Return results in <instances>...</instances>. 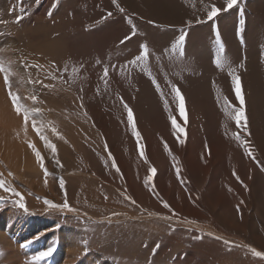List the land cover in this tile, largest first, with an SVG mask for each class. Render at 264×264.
<instances>
[{
    "label": "rangeland",
    "instance_id": "obj_1",
    "mask_svg": "<svg viewBox=\"0 0 264 264\" xmlns=\"http://www.w3.org/2000/svg\"><path fill=\"white\" fill-rule=\"evenodd\" d=\"M207 1L184 0L179 14L186 18L185 23H190L176 28L163 24L165 19L155 18L143 9H133L140 15L126 8L117 13V6L114 9L116 14L113 10L106 11L116 5L113 0H0V62L10 71L11 90L21 98L20 104L30 110H39L26 123L22 110L18 114L13 107L4 73H0L2 90L17 116L15 120L22 123L21 131L17 132L18 125L14 119L0 116L5 121V124H0V134L7 141L22 140V134L31 135V138L23 139L26 140L24 145L19 146L33 154L31 157L37 166L32 170L22 169L17 174L3 161L6 144H2L0 179L21 193L28 211L13 204L12 201L18 197L0 189V197H4L0 202V231L5 236L4 240L0 237V252H3L0 264H32L33 256L49 248H54L52 255L38 264H221L238 253L237 241L233 237H224L221 231L225 229L218 226L222 224H215V215L223 210L219 206H215L216 213L205 210L202 201L205 189H199V192L194 189L183 166L180 150L189 141L191 116L178 82L184 73L193 72L200 77L201 72L196 68L206 61V64L216 65L217 55L226 58L234 68L236 59L225 40L223 27L235 33L244 58V72L248 75L253 71L264 74V10L261 14L250 10V4H255V0H237L231 9L226 8V0H221L222 5H215L221 12L209 20L208 12L214 4ZM261 2L264 4V0ZM21 3L25 9L23 13L19 10ZM191 20L197 22L192 23ZM181 35H185V43L182 49L173 51L172 46ZM126 37L130 38L122 43ZM53 45L55 49L60 47L56 57L49 52ZM145 45L147 59L136 65L129 63L138 55H144ZM221 46L223 52L220 51ZM193 64L198 67L191 66ZM104 68L109 69L107 82L102 79ZM216 68L219 74L223 73L224 80L233 78L227 65H216ZM239 78L241 95L245 100L244 84ZM173 85L184 98L183 115L179 111ZM232 88L236 101L241 103L236 95V84ZM200 89L201 98L208 107L205 111L210 113L208 94L205 88ZM32 95L37 98L35 102L30 99ZM121 97L133 111L134 123L140 133L139 144L127 120ZM228 103L233 107H230L232 111L237 110L229 99ZM221 106V103L216 106V112ZM159 111L167 118L170 137L173 135L168 141L166 138L161 140L169 157L171 176L191 205L204 213L206 219L179 213L158 189L156 181L161 168L149 156L147 137L138 113L145 119L147 113L155 115ZM111 118L127 129V136L120 133L119 143L118 138L106 130L104 120ZM172 118L176 119L182 132L173 127ZM243 122L238 124L234 120L237 128L246 132L248 126L245 124L242 128ZM37 127L55 146V153L45 145ZM233 132L239 147L246 151L247 161L253 162L257 173L248 166L245 179L239 166L229 164L234 183L246 192L244 197L232 185L224 186L222 177L219 183L234 202L233 222L244 225L242 214L246 210V201L248 203L253 198L252 191L257 196L261 191L264 163L248 151L245 142L250 135L242 138L241 133ZM117 146L127 155L137 157V165L129 160L128 164L137 166L136 181L143 195L138 190L137 197L129 187L128 178L114 152ZM141 149L143 157L139 154ZM36 151L41 154L43 167ZM204 152L202 159L206 166L211 156L210 149L206 146ZM91 156L97 158L105 176L92 169ZM153 167L155 175L151 172ZM210 176L203 182V188ZM107 177L111 182L106 181ZM87 186L98 196L94 199L88 196ZM195 194L196 200L193 199ZM175 195L179 201L177 193ZM262 196L264 198V192ZM45 199L58 205L66 199L75 211L49 209ZM164 204L169 207L165 208ZM252 212L253 207L250 209ZM245 230H249L248 223ZM260 231L264 233L261 228ZM238 237L245 238L244 235ZM246 246L251 255L242 257L243 262L236 264H264V256L257 257L252 251L259 250L249 244ZM9 255L16 261L8 262Z\"/></svg>",
    "mask_w": 264,
    "mask_h": 264
},
{
    "label": "bare ground",
    "instance_id": "obj_2",
    "mask_svg": "<svg viewBox=\"0 0 264 264\" xmlns=\"http://www.w3.org/2000/svg\"><path fill=\"white\" fill-rule=\"evenodd\" d=\"M222 1L209 0L207 1V3L210 2L208 4L211 5L214 4V6L215 5L218 6V5H222ZM116 4H119L120 8H126L132 11L143 9L149 14L153 15L155 18L165 19L163 24L173 25L176 28L184 27L186 24L190 23V22L185 23L184 21H187L185 20L186 18L181 17L179 14L183 7L184 0H167V1L116 0ZM115 8L116 5L113 7V9L109 8L106 11L111 12L113 10L115 12L114 10ZM250 10H252V12L255 14H261L262 11L264 10V4L261 2V0H255V4H250ZM117 11H120L119 8H117L116 12ZM135 14L140 15L138 12ZM194 21L197 22L196 20ZM194 21H192V23H195ZM223 34L228 46L231 48V51L236 59V63L234 66L236 71L235 75L241 77L242 78L241 80L243 81L244 84L243 95H245V100L243 103V107H241L242 105L241 103L236 101L235 94L233 93L232 86L236 84L235 80L233 78L228 81L224 80V76H222L223 73L219 74L220 71H217L216 65H214V63L212 65H209L206 64L208 61L205 60L206 62L203 66L200 64V67L196 68L201 72V74H199L201 75L200 77L195 76L194 73L191 71H189L191 73H184L183 79L177 82L180 85L182 92L185 94L187 100L186 105H187V109L190 110L191 118H190V127H189L190 128L189 141L188 144L187 145L185 144L186 146L180 150V153L183 158L182 159L183 166L186 170L189 180L194 185V189L198 190V192L199 189L200 190L205 189L204 192L205 194L203 195V199H202L205 210L207 209L208 211H212V213L213 212L216 213L215 206H219L223 211L215 215L217 217L215 224H220V223L222 224L218 226L225 229V231H221L224 237L226 238L233 237V239L237 241L236 245L238 247L237 249L238 253L236 255L231 256L230 259L225 261L224 263L221 262V264H236L238 262H243L242 257L247 256L248 258L251 255V250L246 246V244L254 246L259 251H264V233L263 231H260V228L264 230V198L262 196L264 192V175H262V184L260 183L261 185L260 194L257 196L252 191L253 198L250 199L248 203L246 201V207H245L246 210H244V213L242 212L243 213L242 216L244 219L243 222H245L244 225L243 224L241 225L238 221L233 222L232 214L234 213V202L231 200L228 193L225 192L224 189L220 188L221 184L219 183V179L220 177H222L225 180L224 186L232 185L231 187L236 189L238 193L241 194L242 197H244V194L246 192L245 190L244 191L241 190L242 188H240L239 185L234 183L235 182L233 179L234 175L232 174V170H231L232 168L231 165L229 164H235L239 166L240 173L242 177L245 179L247 177V172L249 171L247 170L248 166H252L253 169H255L254 171L257 173V168H255L253 162L251 160L247 161L246 151L244 149L242 151V149L239 147L237 139L234 138L233 131H237V133H241L242 138L246 137L247 134L250 135V139L245 142V145H247L248 151L252 155L257 157V160L262 161L264 163V74L259 73L257 71H253L251 75L245 73L244 72L245 68L242 63L244 62V58L242 57V53L239 50V44L235 38V33L223 27ZM149 47H151L150 43H149ZM56 48L59 49L60 47L57 46ZM57 49H55L53 45V47L49 50V52H51L52 55L56 57L55 54L60 53L59 51H57ZM191 66L198 67L197 64H193ZM2 87L3 85L1 84L0 81V108L3 109V110L0 109L2 111V113H0L2 115L0 116L2 117L4 116L3 118L8 117L7 120L8 119L15 120L17 119L16 118L17 116H15L16 114H14V112L12 111L11 106L8 103L7 96H5L6 94L4 95V91L2 90L3 89ZM94 88H96L95 85ZM200 88L202 89L205 88V92L208 94L207 96L209 97L208 102L211 107V109L209 110L210 113H207V111H205V108L207 109L208 107L207 105H205L206 101L202 100L201 98V95L199 93ZM95 93L97 92L94 91V94ZM228 99L232 101L233 104L236 105L234 110L238 108L239 109L243 108L245 110V120L243 122L242 128H245V124H246L248 126L246 132L243 131V129L242 130L238 129L236 124L234 123L235 120L234 116L236 114V110L235 111L231 110L230 107L232 106H230V104L228 103ZM220 103L222 104V106L221 109H219L220 112L217 113L219 110L216 112V106H218ZM137 107L139 108V106ZM152 112L147 113V115H145V119H143L141 114L138 113V115L140 119V125L147 137L149 156L151 160L154 161L156 164H158L159 167L161 168V173L157 177V181H156L158 185V189L160 190V192L163 194L164 197L170 200L172 206L179 213L206 219L204 213L198 212V210L193 205H191L190 201L188 200V197L185 196L184 192L180 189L181 187L179 188V186L176 185L175 180L172 178L171 175L173 173H171L172 170L170 167L169 157L165 154L164 148L161 145V140L166 138V140L168 141L169 138L171 139L173 137V135L172 137H170L171 136L169 133L170 126L167 123V118L164 116V114L161 111H159L160 113H156L155 115H150L152 114ZM209 114L211 115L209 116ZM15 121L17 123L16 125H18L17 126L18 129L16 130L17 132H19L21 131L19 130V128H21L22 123L20 120H15ZM104 121L103 122L105 123L107 132L108 133L112 132L114 134V137L118 138V143L121 140L120 133H123L124 135L126 134L127 136V129L126 128L123 129L122 125L120 123H117V120L115 118H111V120H104ZM3 122L5 124V121H2V119H0V124H2ZM98 122L100 123L102 121H98ZM22 137H21L22 140L19 139V141L17 139H15V141H7L5 136L0 134V151L3 148L2 144H4L3 146H5L6 144V149H4V155L2 154V157L4 159L3 161H5V163H7L10 166V168L14 169L17 174H19V172L22 169L25 170L31 168L30 170H32L35 169L36 166L34 159L31 157L33 156V154L30 155L31 152L29 150H25L23 149L22 146L21 147L19 146L20 144L24 145V141L26 140L23 139L29 137L31 138V135L22 134ZM123 141H125V139H123ZM171 141L173 142L174 140L172 139ZM121 143L123 142L121 141ZM118 146L114 147V152L117 154V160L119 161V165L122 167L123 171L125 172V175L128 178L129 187L131 188L134 195L137 196L138 193L137 191L139 190L138 186L140 185V184L138 185L136 181L137 166L134 165L130 166L128 164V160L129 162H134L137 165L138 159L136 156L132 157L127 155L125 152L121 151L119 148L120 146L119 147ZM206 146L210 149L211 156L210 158H208V162L205 166L203 164L202 158L203 155L205 154L204 151ZM5 150H7L6 153ZM27 151L30 153H28ZM89 162L91 163V165L94 166V167L92 166L93 167L92 169L95 170V173H98L102 177L105 176L102 174V170L100 167L101 165L97 164L98 162L97 158L91 156L89 157ZM133 172H135L136 174L134 175ZM209 176L211 178L208 179L207 185H205V188H203V182ZM109 178L110 177H107L106 181H110ZM86 192L88 196H90L92 199L98 196L97 193L94 190H92V188H89V186H87ZM140 192L142 193V191ZM176 193L179 197V201L175 199ZM195 197L196 194L195 196L193 195L194 200H196ZM252 207L254 209V212L250 213V209ZM247 223L249 229L248 231L245 230ZM243 235L245 238L238 237ZM0 237L2 238V240L5 239V236L1 234V231H0ZM240 247L242 249H240ZM8 259H9L8 262L16 261L15 259H13V257H11V255H9Z\"/></svg>",
    "mask_w": 264,
    "mask_h": 264
},
{
    "label": "snow or ice",
    "instance_id": "obj_3",
    "mask_svg": "<svg viewBox=\"0 0 264 264\" xmlns=\"http://www.w3.org/2000/svg\"><path fill=\"white\" fill-rule=\"evenodd\" d=\"M113 3L115 4L116 0H113ZM236 4H237V0H226V8L227 9H231ZM116 6H117V8H119V10L121 12L124 11L123 8H120L119 4H116ZM19 10H20L21 13H23L25 11L22 3H21V6H20ZM220 12H221V9L213 5L211 7V10L208 12V19L209 20L213 19L214 17L219 15ZM49 15H51V13H49ZM108 15H111V13H109ZM17 22H19V19L17 20ZM129 38L130 37H126L125 41H122V43L126 42V40L129 39ZM185 39H186L185 35H181L179 37V40L172 46L173 51H175L177 48H181L182 49V47H183V45L185 43ZM143 51H144V55H142V56L138 55L135 59L129 61V63H131L133 65H136L139 61L147 59L148 52H147V46L146 45L144 46ZM220 51L223 52V47L222 46H221ZM181 55H183V52H181ZM215 63H216V65L218 67H224L225 65H227L230 68L229 75H231L233 77V79L235 80V83H236L235 91H236L237 98L240 100L241 104H243L244 103V97L241 95L240 80H239V77L235 75V69L231 68V66H230L229 62L226 60V58H224V57H222L220 55H217ZM25 66L27 67L28 65H25ZM0 73H4V80H5V83H6L7 87H8V89H9L8 96L11 98V102H12L13 107L15 108V110L17 111L18 114H20L21 110H22L25 122L27 123L28 118L31 115H33L34 112L38 113L39 110L38 109H31L30 110L29 108H27V107H25V106L20 104V99L21 98L17 95L16 92L11 90L12 89V84L9 81L10 71H9V69H7V68H5L3 66V62H0ZM121 74H123L122 71H121ZM108 75H109V69L108 68H104L102 79H104L105 82H107ZM53 79H55V77H53ZM29 82L32 83V81H29ZM40 83H42V82H40ZM44 86L48 87L47 85H44ZM157 88L159 89L158 85H157ZM173 91L175 93V98L177 99V101L179 103V111H180L181 115H183L184 112H185V101H184V98H183L181 92L179 91V89H177L174 85H173ZM30 99H32L35 102L37 98L34 95H32V96H30ZM121 102L123 103V106H124L125 110L127 111V120L131 124L132 130L135 133V135L137 137V142L139 144L140 133L137 131L136 125L134 123L133 111L127 105V103L123 102V98L122 97H121ZM234 119H235V121L238 124L245 120V112H244L243 108H240V109L236 110V114L234 116ZM171 122H172L173 127L177 130V132H182L183 131V129L179 125H177V121H176L175 118H172ZM33 126L36 127L35 121H33ZM36 130H37L38 134L41 135V138L44 140L45 145L48 148H50L55 153L56 152L55 146L52 145L47 140V137L43 136L41 129L37 127ZM181 142H183V141H181ZM30 146H32V145H30ZM165 147H167L166 144H165ZM139 154L142 157L144 156V153H143L142 149L140 150ZM36 156L38 158H40L41 166L43 167L42 157H41V154H40L39 151H36ZM117 170H119V169L117 168ZM151 172H152L153 175H155L156 169L154 167L151 168ZM45 173L47 174V170L46 169H45ZM0 175H2V174H0ZM10 175H11V173H10ZM60 186H61V188L64 187V181L62 179L60 180ZM0 189H2L6 193H11L15 197H18L19 198L18 200L12 201L13 204L15 206L23 209L25 212L28 211V209H27V207L25 205V202H24V198L21 195V193L16 191L15 188H13L10 185H8L7 182L4 181L3 179H0ZM2 201H4V197H0V202H2ZM44 203L48 206L49 209H56V210H61V211H63L64 209H67L68 211H75L74 209H72L68 205L66 199H65V202L62 205L55 204L52 201L47 200V199L44 200ZM133 203H135V201H133ZM164 207L168 208L169 205L164 204ZM25 247H26V245H25ZM53 251H54V248H49L46 252H40L38 256H33L32 257V264H38L39 261L43 260L46 257L51 256ZM252 251L254 252L255 256H257V257L264 256V253H261L259 251H255L254 249ZM2 255H3V252H0V256H2Z\"/></svg>",
    "mask_w": 264,
    "mask_h": 264
}]
</instances>
